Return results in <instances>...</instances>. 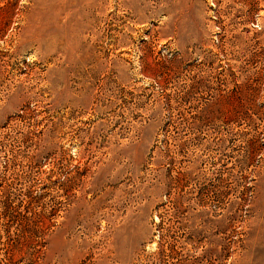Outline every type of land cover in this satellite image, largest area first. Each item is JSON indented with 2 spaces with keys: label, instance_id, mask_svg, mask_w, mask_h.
Returning <instances> with one entry per match:
<instances>
[{
  "label": "rangeland",
  "instance_id": "374dc122",
  "mask_svg": "<svg viewBox=\"0 0 264 264\" xmlns=\"http://www.w3.org/2000/svg\"><path fill=\"white\" fill-rule=\"evenodd\" d=\"M0 264H264V0H0Z\"/></svg>",
  "mask_w": 264,
  "mask_h": 264
}]
</instances>
